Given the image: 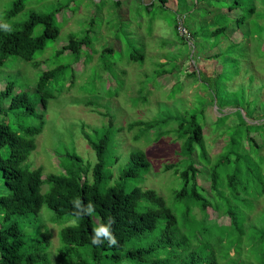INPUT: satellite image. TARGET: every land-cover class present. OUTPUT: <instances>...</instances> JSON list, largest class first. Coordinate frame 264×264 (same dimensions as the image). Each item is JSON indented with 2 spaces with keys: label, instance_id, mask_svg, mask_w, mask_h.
I'll return each instance as SVG.
<instances>
[{
  "label": "trees",
  "instance_id": "16d2710c",
  "mask_svg": "<svg viewBox=\"0 0 264 264\" xmlns=\"http://www.w3.org/2000/svg\"><path fill=\"white\" fill-rule=\"evenodd\" d=\"M158 1L161 6L167 2ZM235 3H228V6L235 7ZM24 4V0H14L5 16L17 14ZM152 5L153 2H150L146 8ZM253 12L254 7H251L246 14ZM55 14V10L50 13L30 11L24 22L10 27L11 32H5L4 24L0 22V67L11 56L33 61L37 52L47 47L48 41L56 39L60 25ZM227 19L225 16V21ZM244 21L242 14L235 18L233 26L221 23L208 35L218 45L221 35L227 33L228 37L229 33L239 31ZM38 25H42V30L34 36V29ZM235 44L230 46L234 47ZM83 49L87 51L83 60L86 64L92 58V40L88 34L78 37L70 32L56 55L68 51L72 60L54 64L39 75L31 89L37 96H31L29 91L24 87L19 88L13 80L0 87V174L7 190L0 195V264H49L45 248L49 245L50 234H43L40 247L23 251V232L19 223L13 221L17 215L38 213L44 204L57 216L68 214L77 220L76 224L61 229L62 243L87 245L90 248L92 263L79 258L70 264H264V208L260 209L258 204L261 198L264 199V112L254 117L257 104L245 100L241 93L236 92L222 99L220 105L216 104L219 105V114L212 116L210 128L223 137V142L212 157L208 155L204 141L208 131L205 114L207 103L203 104L204 101L200 106L195 104L182 112H168L148 120H132L127 124L128 129L138 127L140 133L146 134L156 128L155 139L172 133L181 142L177 152L182 156L181 160L185 157V165L179 169L175 162L166 163L163 169L174 168L175 175L181 181L180 189L174 191L175 198L183 199L195 208L194 212L187 210L184 213L183 221L177 219L163 196L152 188H143L136 183L139 179L142 182L150 168L143 150L131 151L127 164L120 170L119 181L109 183L111 170L107 168L105 154L115 145L116 132L122 129L113 124V113L109 109L103 113L109 116L108 124L94 127L91 131L81 126L84 138L96 154L93 165L75 150L61 156V173L43 176L40 167L31 168L25 163L36 147L35 136L43 128L47 102L54 96L49 87L59 83L63 88L70 78L68 72L74 75L69 87L73 86L76 76L73 71H76V65L82 58ZM107 52L112 53L113 48L107 46L99 52L103 59L98 60L96 67L102 68L105 81H110L105 95L112 96L119 93L117 84L123 80L113 74L107 62ZM230 55L224 62H230L237 69L239 59L233 57L237 54L233 51ZM144 58L145 53L138 50L129 54V61L143 63ZM168 63L169 60L158 62L152 68L156 72L155 79L160 74L170 72L165 68ZM32 64L38 65V62L33 61ZM80 71H83L82 67ZM146 88H139V92L145 96H139L137 102L133 100V107L145 102L147 90H143ZM215 88L218 90L217 85ZM212 98H217L216 93ZM256 98L260 101L259 96ZM130 99L135 98L130 96ZM38 102L42 104V113L36 111ZM83 103L102 105L95 98H87ZM226 108L235 109L223 113ZM241 110L244 111L243 115ZM28 115L37 116L39 122L33 126L25 125L22 118ZM231 117V122H227ZM203 180L207 181L208 188L202 186ZM44 183L48 184V189L42 193ZM75 201L80 202L79 207ZM89 204L92 205L90 212ZM209 211L215 212V215L211 216ZM1 219L4 223H1ZM210 225L217 234L213 240L209 239L206 231L211 228ZM102 227L109 229L116 244L110 245L104 237H101L102 243L92 242L95 230ZM61 254L59 252V256ZM243 254L244 260L240 258Z\"/></svg>",
  "mask_w": 264,
  "mask_h": 264
},
{
  "label": "rangeland",
  "instance_id": "374dc122",
  "mask_svg": "<svg viewBox=\"0 0 264 264\" xmlns=\"http://www.w3.org/2000/svg\"><path fill=\"white\" fill-rule=\"evenodd\" d=\"M13 1L0 0L1 23L10 27L18 26L28 18L30 11L50 13L55 10L54 16L60 25V31L56 39L48 41L47 47L37 52L33 61H37L38 65H33V61L8 57L0 67L1 88L6 82L13 80L19 88L24 87L31 96H37L31 89L39 75L54 64L72 60L68 51L63 55H56V51L66 43L70 32L78 37L88 34L92 40L93 52L91 60L85 64L83 60L87 51L82 50V58L76 65V71H73L76 75L73 86L69 87L74 75L68 72L70 78L63 88L59 83L49 87L54 96L47 102L43 128L35 136L36 147L25 163L31 168L40 167L43 176L61 173V156L67 151L75 150L93 165L96 154L84 138L81 126L84 130L91 131L94 127L108 124L109 116L103 113L109 109L113 113V124L122 127L115 134V145L105 154L107 168L111 170L109 183L119 181L120 170L127 164L131 151L143 150L150 168L142 182L139 179L136 183L143 188H152L163 196L177 219L183 221L184 213L187 210L194 212L195 208L191 203L175 198L174 191L180 189L181 181L175 175L174 168L163 169L166 163L175 162L179 169L185 165V157L181 160L182 156L177 152L181 142L172 133L155 139L156 128L146 134L140 133L141 129L138 127L128 129L127 124L132 120H148L168 112H182L184 108L195 104L200 106L204 101L203 104L207 103L205 114L208 130L204 141L207 153L212 157L223 142V137L210 128L212 116L219 114L222 99L229 98L236 92L241 93L245 100L257 104L253 116L259 117L264 112V0H237L238 3H235L236 0H167L165 6H161L158 0H24L22 10L6 17L5 12ZM150 2L153 5L147 9L146 5ZM228 3H235L237 6L231 8ZM251 7H254V12L247 15ZM242 14L245 21L239 27L240 30L229 33L228 37L224 33L216 45V40L208 35L209 31L221 23L233 26L235 18ZM225 16L228 18L226 21ZM179 19L191 37L179 33L175 27ZM41 30L42 25L36 26L33 35L39 34ZM232 44L236 46H230ZM107 46L113 48L112 53L107 52V62L111 65L113 74L119 76L116 78L123 80L117 84L119 93L112 96L105 95L110 81H105L104 70L96 67L98 60L103 59L99 52ZM134 50L145 53L143 63L129 61V54ZM233 51L237 54L233 57L239 59L237 69L230 62H224L228 55L232 56ZM218 53V56H214ZM167 60L169 63L165 68L170 72L160 74L155 79L156 72L152 68L158 62ZM81 67L83 71H80ZM179 81L181 82L178 83ZM141 86L147 87L143 90H147V99L133 107V100L137 102L139 96H145L139 92ZM214 88L216 90L213 91ZM170 89L174 95L169 92ZM215 93L217 98L213 99L212 95ZM130 96L135 99H130ZM258 96L260 101L256 98ZM87 98H95L102 105H85L83 101ZM234 109L226 108L223 113ZM36 111L43 112L39 102ZM241 114L244 111L241 110ZM232 119L231 117L227 122ZM38 122L39 118L35 115L22 118L25 125L33 126ZM202 186L208 188L206 180H203ZM47 189L48 184L44 183L41 192L45 193ZM6 192L0 174V195ZM263 201L261 198L258 202L260 209L264 208ZM209 214L213 216L215 212L209 211ZM13 221L18 222L22 229L23 251L40 247L43 234L49 233V245L45 248L49 264H70L79 258L92 263L87 245L70 246L60 240L61 229L76 224V218L68 214L57 216L44 204L38 213L17 215ZM94 221L97 226V217ZM1 223H4L2 219ZM206 231L210 240L217 236L212 227ZM59 252L63 254L59 256ZM240 258L244 260V254Z\"/></svg>",
  "mask_w": 264,
  "mask_h": 264
},
{
  "label": "clouds",
  "instance_id": "9594fccd",
  "mask_svg": "<svg viewBox=\"0 0 264 264\" xmlns=\"http://www.w3.org/2000/svg\"><path fill=\"white\" fill-rule=\"evenodd\" d=\"M2 27L4 28L5 32H11L12 31L10 26L7 25V24L2 25ZM74 203H75V205L77 207L80 206V202L79 201H75ZM91 210H92V205L89 204L88 211L90 212ZM101 237L106 238L110 245L116 244L115 237L112 235V233L109 231V229L107 227H102V228L96 229L95 230V235L93 236L92 242L94 244L95 243H102Z\"/></svg>",
  "mask_w": 264,
  "mask_h": 264
},
{
  "label": "built area",
  "instance_id": "2783aa9c",
  "mask_svg": "<svg viewBox=\"0 0 264 264\" xmlns=\"http://www.w3.org/2000/svg\"><path fill=\"white\" fill-rule=\"evenodd\" d=\"M180 29H182V32H180ZM177 30L179 31L180 34L186 35V36L188 34L189 35L188 37H191V35L189 34V31L185 28V26L183 25L180 19L178 20V23H177Z\"/></svg>",
  "mask_w": 264,
  "mask_h": 264
}]
</instances>
